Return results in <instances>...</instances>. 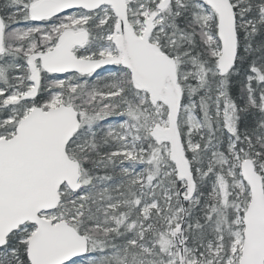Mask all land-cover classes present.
Here are the masks:
<instances>
[{"label":"snow or ice","instance_id":"6c2138e0","mask_svg":"<svg viewBox=\"0 0 264 264\" xmlns=\"http://www.w3.org/2000/svg\"><path fill=\"white\" fill-rule=\"evenodd\" d=\"M0 264H264V0H0Z\"/></svg>","mask_w":264,"mask_h":264}]
</instances>
